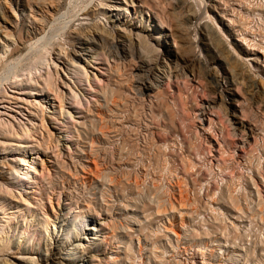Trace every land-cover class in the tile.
<instances>
[{"label": "rangeland", "instance_id": "rangeland-1", "mask_svg": "<svg viewBox=\"0 0 264 264\" xmlns=\"http://www.w3.org/2000/svg\"><path fill=\"white\" fill-rule=\"evenodd\" d=\"M77 1L60 0L59 14L79 12L88 0ZM148 1L151 9L142 7V19L153 29L147 32L161 49L179 56L190 81L164 79L152 103L130 92L131 67L103 71L109 84L97 94L82 81L76 89L85 97L74 119L60 118L61 124L46 114L48 126L70 142L54 147L42 142L43 128L34 133L44 162L32 198L44 205L36 206L38 218L53 213L51 196L54 208L57 202L66 206L67 218H78L80 206L88 219L99 220L94 251L84 253V264H264V0ZM0 7V27L14 31L20 45L21 27L40 13L26 0H0ZM158 15L166 29L157 28ZM51 32L44 28L50 35L45 41ZM18 54L0 58V85L20 68ZM26 92L19 95L29 97ZM215 97L254 128L250 144L227 136L216 109L206 108L199 120V104ZM70 105L78 106L66 100L64 106ZM15 149L0 143L2 156ZM0 206L3 222L12 227L29 219L26 211L8 218L13 203L2 198Z\"/></svg>", "mask_w": 264, "mask_h": 264}, {"label": "bare ground", "instance_id": "bare-ground-1", "mask_svg": "<svg viewBox=\"0 0 264 264\" xmlns=\"http://www.w3.org/2000/svg\"><path fill=\"white\" fill-rule=\"evenodd\" d=\"M26 1L31 11L40 13V18L32 14L34 20H29V24L21 27L18 39L22 45L14 38V31L7 26L0 27V58L19 53L14 60L17 64L37 48L23 65L18 63L20 68L13 64L15 70L0 85V135L6 138L0 140V143L16 146L9 156L0 155V168H3V175H6L0 179V198L8 204L13 203L14 209H11L8 218H15L26 211L29 219L24 217L23 223L16 221L12 227L8 221L3 222L4 211L0 210V264H84L88 259L84 253L94 251L91 245L97 239L99 220L88 219L80 206H76L78 212L75 214L78 218L69 219L66 206L57 202V208H54L51 196H48V201L53 213H45L41 220L38 218L36 206L38 210L44 209V205H35L32 198L39 183V167L42 168L44 162L36 149L42 146L41 141L34 139V133L38 128H43L47 134L44 138L40 131L43 143H51L54 147L68 144L69 140L62 138L60 131H54L48 126L46 114L61 124L60 118L74 119V110L82 108V96L85 97L84 93H78L79 84L85 81L97 94L109 84L104 79L103 71L114 72L116 69L131 67L130 92L139 99L149 98L150 103L159 98L164 79H189L191 72L180 65L176 53L171 56L161 49L147 32L150 24L145 25L142 19V7L151 9L148 0H86V3L79 6V12L67 16L66 10V13L59 14L62 6L60 0ZM146 14L149 15L148 12ZM60 18L63 19L56 23ZM149 18L152 21L151 15ZM38 22L43 23V29L38 27ZM47 26L52 28L50 42L45 41L46 34H43ZM157 28H167L163 15H158ZM157 33L160 36L163 32ZM28 41V54H22V46ZM25 88H28L26 93H29V97L19 95ZM13 99L15 103L21 102L24 105L14 106ZM92 99L97 100L96 97ZM66 100L78 106L70 105L66 108ZM55 101L57 105H54ZM199 105L200 121L203 120L202 114L206 108L216 109L227 136L242 138L240 141L243 145L250 144L248 138L253 137L254 128L238 119L236 109L230 108L222 98H208ZM23 111L28 112L25 120L20 117ZM66 129L72 136L70 128L66 126ZM213 138H217L216 134ZM36 222L43 225L37 226ZM34 251L39 255H32Z\"/></svg>", "mask_w": 264, "mask_h": 264}]
</instances>
